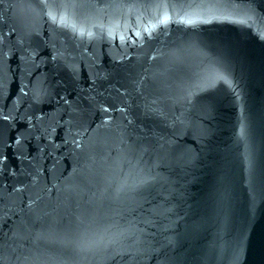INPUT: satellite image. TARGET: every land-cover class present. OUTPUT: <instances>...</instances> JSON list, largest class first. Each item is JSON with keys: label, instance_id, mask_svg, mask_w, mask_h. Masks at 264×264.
<instances>
[{"label": "snow or ice", "instance_id": "obj_1", "mask_svg": "<svg viewBox=\"0 0 264 264\" xmlns=\"http://www.w3.org/2000/svg\"><path fill=\"white\" fill-rule=\"evenodd\" d=\"M66 3H79L80 0H65ZM119 2L122 3H144V4H148V3H152L154 2V0H119ZM227 2H234V0H227ZM55 19V17H54ZM0 36H2V32H0ZM3 53L2 51H0V57H2ZM143 210V209H142ZM3 213L2 211H0V217H2ZM151 221H148V224H150ZM148 225L146 224V227ZM89 227V218L88 216L85 214L83 216H81L80 218H78V223H77V228L83 232H87V229ZM15 239V236L13 234V236L11 238H9V235L7 232L3 231V227L0 226V264H6L5 260H4V250L7 246H9L12 242V240ZM243 247V243L238 241L236 244V252L237 254H239L240 250ZM7 264H11V261H8Z\"/></svg>", "mask_w": 264, "mask_h": 264}]
</instances>
